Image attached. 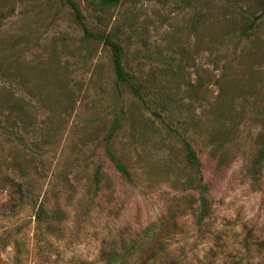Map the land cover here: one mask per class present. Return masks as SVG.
Masks as SVG:
<instances>
[{
    "label": "rangeland",
    "instance_id": "374dc122",
    "mask_svg": "<svg viewBox=\"0 0 264 264\" xmlns=\"http://www.w3.org/2000/svg\"><path fill=\"white\" fill-rule=\"evenodd\" d=\"M75 1L0 0V264H264V0Z\"/></svg>",
    "mask_w": 264,
    "mask_h": 264
},
{
    "label": "trees",
    "instance_id": "16d2710c",
    "mask_svg": "<svg viewBox=\"0 0 264 264\" xmlns=\"http://www.w3.org/2000/svg\"><path fill=\"white\" fill-rule=\"evenodd\" d=\"M66 4L71 7V9L74 12L75 19L79 23V25L82 27L85 36L91 37L93 36L88 27L84 24V17L82 14V11L79 7V5L76 3L75 0H65ZM93 2H96L100 8L103 10L105 8L111 7L113 5H117L120 0H93ZM110 48L112 52V59H113V65H114V71L116 74L117 81L123 85H126L127 87L131 88L133 92L142 98L141 94V87L136 82L137 77L133 74H130L123 66V56L124 51L120 44L116 42L110 41ZM188 147V160L189 163L197 167L199 166V159L197 156V152L195 149L192 148L191 145H187ZM111 158L115 163L116 169L119 170L121 173L126 174V169L123 165L116 162L115 157L111 154ZM199 169V168H198ZM6 186H10L13 188L14 193L16 194V205L21 206L23 203H25L27 199V194L24 190V187L21 182H18L10 175H6ZM98 180L100 181V177H98ZM203 203L205 202V205L203 206V210L207 212L208 206L206 205V201L202 199ZM45 210L43 205H40L36 218L38 223L40 222V217L43 215ZM100 258L102 261H104L105 264H170L171 259L169 257V254L166 252L165 247H161L158 251L156 249H151L149 247L144 246L143 243H140L138 241H130L124 245L117 244L116 246L104 249L101 251Z\"/></svg>",
    "mask_w": 264,
    "mask_h": 264
}]
</instances>
